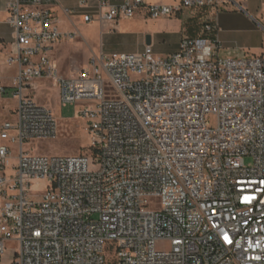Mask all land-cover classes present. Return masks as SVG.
Returning a JSON list of instances; mask_svg holds the SVG:
<instances>
[{
    "label": "built area",
    "instance_id": "1",
    "mask_svg": "<svg viewBox=\"0 0 264 264\" xmlns=\"http://www.w3.org/2000/svg\"><path fill=\"white\" fill-rule=\"evenodd\" d=\"M233 1L81 0L84 23L208 12L203 33L167 56L152 45L93 54L70 74L54 53L79 30H61L57 0L8 1V63L18 73L13 87L0 78V95L16 100L0 121L1 258L10 250L12 264H264V54L221 55L218 17ZM62 11L74 24L78 9ZM39 82L56 86L62 104H82L91 154L28 146L59 132L35 99Z\"/></svg>",
    "mask_w": 264,
    "mask_h": 264
},
{
    "label": "rangeland",
    "instance_id": "2",
    "mask_svg": "<svg viewBox=\"0 0 264 264\" xmlns=\"http://www.w3.org/2000/svg\"><path fill=\"white\" fill-rule=\"evenodd\" d=\"M250 10L252 13H245L241 17L234 15L231 22L221 26V33L225 38L222 43L225 47L242 50L249 56H258L264 54V0H253ZM190 12L194 15V18L190 20L191 27L196 32L189 33V36H196L203 29L207 13L205 9H193ZM177 15L179 16V14ZM178 16L168 18L172 19L173 26L177 25L179 21H183ZM60 28L62 31L79 30L85 36L81 21H75L74 24L69 20L61 21ZM184 34L188 35V32ZM181 38L182 34L174 30L162 41L160 51L173 53L178 49ZM88 50L84 38L77 36L73 40L62 41L55 50L54 58L61 71L64 74H70L78 72L88 65L90 55ZM221 55L228 56L224 52H221ZM38 85L34 94L35 99L53 110L59 123V132L55 138L33 141L28 146H33V150L41 154H91L93 150L91 147L92 137L88 132L86 119L79 115L82 104H62L56 86L50 82H39ZM12 100L11 107H14L16 100L13 98ZM6 116L9 118L10 113ZM210 122L212 126H215L216 118L211 116ZM247 163H251V160L247 159ZM41 188H44V184L41 185ZM167 246V244L159 245V247ZM8 256L11 258L8 264H12L14 251H10ZM0 264H4L1 257Z\"/></svg>",
    "mask_w": 264,
    "mask_h": 264
},
{
    "label": "crops",
    "instance_id": "3",
    "mask_svg": "<svg viewBox=\"0 0 264 264\" xmlns=\"http://www.w3.org/2000/svg\"><path fill=\"white\" fill-rule=\"evenodd\" d=\"M9 0H0V78L3 82L10 87H13L14 79L18 73V65L16 63H8L9 57L16 54V38L15 31L12 25L8 22L7 4ZM81 0H57L53 10L61 21H68V18L63 13V7H72L78 9V14L73 17L74 21H81L83 23V36L82 31H79L80 38H84L89 50V59L93 54H122L126 52H141L147 44L146 36L150 33L151 44L154 52L159 56H167L171 52H161L160 44L166 39L168 34L175 31H179L182 34V38L189 36V33L196 32L192 30L191 18L194 15L191 14V10L186 9L178 16L183 21L173 26L172 19L158 18L151 19L147 17L144 11L140 12L133 19H119L115 23L100 24L98 22L84 23L82 15L88 12L89 8H79ZM92 1V0H91ZM112 3H118L122 0H109ZM181 0H145L147 4H178ZM253 0H234L232 4L226 5L218 17V35L221 41H225L224 36L221 33V26L223 24L231 22L232 16H244L249 14L251 2ZM238 5L242 7L240 10ZM259 8V7H258ZM208 11H206L207 13ZM173 17V16H172ZM171 18V17H170ZM180 19V20H181ZM188 32L187 34L184 33ZM203 33L201 29L199 36ZM194 37V36H193ZM181 38V39H182ZM221 52L226 55H241L245 53L242 50L235 48H228L223 46ZM37 83V88H38ZM35 94V92H34ZM12 96L0 95V121L8 118L6 115L10 113ZM6 116V117H5ZM5 117V118H3ZM3 118V119H2ZM9 251H7L2 258L4 264H8L11 258H9Z\"/></svg>",
    "mask_w": 264,
    "mask_h": 264
},
{
    "label": "water",
    "instance_id": "4",
    "mask_svg": "<svg viewBox=\"0 0 264 264\" xmlns=\"http://www.w3.org/2000/svg\"><path fill=\"white\" fill-rule=\"evenodd\" d=\"M238 7H239L240 9H242V7H241L240 5H238ZM146 42H147L148 45L151 44V36H150V35L147 36V38H146Z\"/></svg>",
    "mask_w": 264,
    "mask_h": 264
}]
</instances>
